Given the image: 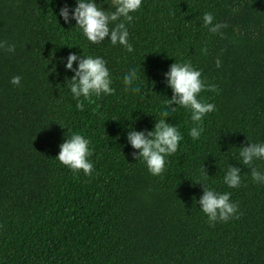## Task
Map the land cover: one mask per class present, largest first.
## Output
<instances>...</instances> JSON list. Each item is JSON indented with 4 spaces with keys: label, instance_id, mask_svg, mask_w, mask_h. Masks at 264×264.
I'll list each match as a JSON object with an SVG mask.
<instances>
[{
    "label": "trees",
    "instance_id": "16d2710c",
    "mask_svg": "<svg viewBox=\"0 0 264 264\" xmlns=\"http://www.w3.org/2000/svg\"><path fill=\"white\" fill-rule=\"evenodd\" d=\"M65 4L76 0H0V41L15 45L0 49V264H264V183L239 163L241 145L264 143V0H142L125 22L132 52L107 37L89 42L59 16ZM205 12L227 25L223 36L204 27ZM70 53L103 58L114 94L81 98L78 109ZM173 62H190L217 87L197 97L217 110L196 140L188 109L165 118L183 139L152 176L126 134L161 118ZM132 68L140 92L125 91ZM17 75L19 86L10 83ZM72 134L90 141L91 176L55 159ZM229 164L241 168L238 188L223 182ZM255 166L264 172V160ZM196 181L230 192L240 218L210 226Z\"/></svg>",
    "mask_w": 264,
    "mask_h": 264
},
{
    "label": "clouds",
    "instance_id": "9594fccd",
    "mask_svg": "<svg viewBox=\"0 0 264 264\" xmlns=\"http://www.w3.org/2000/svg\"><path fill=\"white\" fill-rule=\"evenodd\" d=\"M142 0H110L105 10L95 0H76L75 7L71 10L65 4L60 8L59 16L64 22L70 23L75 20V26L92 44H99L107 37L112 45H121L126 51L134 49L129 43V32L126 23H131L133 16L130 13L136 12L141 7ZM214 16L210 12L203 14V25L208 31L223 36L221 29L226 24L213 23ZM0 49L7 52H14L15 45H8L6 41H0ZM207 54V48L202 49ZM74 62L76 67H73ZM106 61L101 57H84L70 53L66 58L64 67L73 73L70 79H66L72 96L77 100L76 107L83 110L84 105L81 98L91 102L93 95H112L115 89L111 87L112 80L106 67ZM216 67L221 66L219 58L215 61ZM167 86L172 90V96L164 101V108L160 112V119L155 121L151 130L136 131L129 126L126 134L127 143L134 151L131 153L136 161H142L152 176H160L165 170V157L177 152L180 141L183 139L175 125L166 122L171 113L176 112L177 106L190 111V119L196 126L190 129L189 135L199 139L203 128L200 126L202 118L208 113L216 111L212 103L199 100L198 95L205 90L217 92L213 84H206L201 79V72L195 69L190 62H173L164 73ZM138 70L132 68L123 77L125 91L131 88L133 92H140L139 87H131L138 80ZM20 76H13L10 83L19 86ZM175 105V107H171ZM90 141L81 134H72L59 145V153L55 157L62 165L68 167L74 176L82 172L85 176H91L93 164L89 157L93 154L89 148ZM264 160V143H247V146L239 147V163L250 169L253 182L264 183V172L256 166L255 161ZM201 174L206 179V169L202 166ZM223 182L229 188H238L241 185V168L228 165ZM194 184L202 185V195L195 203L199 204L200 210L206 215L210 226L216 222H227L232 218L239 219L242 213H238V202H232L230 192L218 193L210 188L203 181H196Z\"/></svg>",
    "mask_w": 264,
    "mask_h": 264
}]
</instances>
